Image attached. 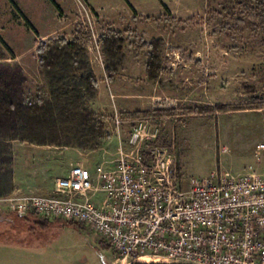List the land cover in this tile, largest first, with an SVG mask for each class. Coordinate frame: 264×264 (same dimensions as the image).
<instances>
[{"label": "rangeland", "instance_id": "374dc122", "mask_svg": "<svg viewBox=\"0 0 264 264\" xmlns=\"http://www.w3.org/2000/svg\"><path fill=\"white\" fill-rule=\"evenodd\" d=\"M54 1L56 5L50 0H0V67L20 68L26 79L23 110L6 113L0 120V137L12 155L13 145L49 146L66 159L74 156L84 165L77 166L95 174L98 167L115 164L120 150L127 149L134 123L141 120L123 114L174 108L175 115L150 119L157 124L159 144L175 154L180 178L204 179L221 171L241 176L250 167L264 174V148H260L264 109H251L264 103V31L254 17L264 9V0H128L133 9L125 0ZM113 30L122 33L126 61L115 82L109 83L98 40ZM81 35L92 41L87 55L99 81L97 96L88 105L105 125L96 150L80 138L81 112L72 108L76 82L72 78L81 73L75 71L68 78L58 71L53 75L57 79L67 77L61 85L43 70L37 53L41 42L73 41ZM152 39L166 45L162 54L166 73L156 82L148 79V51L142 48ZM220 104L236 110L193 113ZM117 120L122 122L120 128ZM14 161L6 159L0 176L3 166L13 175ZM74 166L62 163L60 177ZM14 220L22 233L33 226L24 218ZM10 224L1 223L0 231ZM35 231L63 232L51 249L62 252L68 264H111L118 258L87 228L76 231L56 224Z\"/></svg>", "mask_w": 264, "mask_h": 264}, {"label": "built area", "instance_id": "2783aa9c", "mask_svg": "<svg viewBox=\"0 0 264 264\" xmlns=\"http://www.w3.org/2000/svg\"><path fill=\"white\" fill-rule=\"evenodd\" d=\"M158 135L152 119L137 120L108 169L74 166L54 196L11 194L0 208L83 225L123 262L264 264V174L180 178Z\"/></svg>", "mask_w": 264, "mask_h": 264}, {"label": "trees", "instance_id": "16d2710c", "mask_svg": "<svg viewBox=\"0 0 264 264\" xmlns=\"http://www.w3.org/2000/svg\"><path fill=\"white\" fill-rule=\"evenodd\" d=\"M50 1L56 5L54 0ZM125 1L132 8L128 0ZM254 17L260 19L264 31V9H260ZM26 24L30 29H33L28 21H26ZM91 42V39L82 35L78 36L73 41L66 39L49 40L48 42H41L38 45L37 53L43 70L61 85L65 84L67 77L57 79L53 75L58 71L67 74L68 78L72 77L75 71L81 73L78 77L73 76L72 78V80L76 81L74 83V103L72 108L76 111L80 110L81 112L80 117L82 118L84 129L80 132V138L84 139L86 147L89 146L91 150H96V142L104 138L103 130L105 125L104 122L98 120L97 114L88 105L91 100L96 98L99 87V81L92 70L87 55L88 50L86 47ZM123 44L124 40L122 38V33L114 30L103 34L98 40V46L102 49L103 56L106 58L105 73L109 83L115 82L116 74L124 67L126 55L123 50ZM165 47L164 41L160 39H152L149 43L145 42L142 45V48L148 51L146 73L151 82L158 81L160 76L166 73L165 64L162 59ZM25 80L26 79L21 74L20 68L11 70L5 66L0 67V120H2L1 117L3 118L4 115H7L6 113L14 114L23 110L24 103L22 102L21 96L23 94L22 87ZM69 104L71 105V103H68L67 106H69ZM251 107V109H264V103L255 104ZM57 109L60 111L59 104H57ZM234 110H236V107L220 104L217 105L216 108H199L193 111V113L207 114L215 111L230 112ZM168 115H175V109H156L150 112L126 113L123 114V117L126 119H155ZM6 159L11 164L13 155L5 140L0 137V166L6 163ZM3 167H5V170L0 176V196L11 192L13 189L12 172L7 166ZM0 213V217L12 215L9 212L1 210ZM12 213L15 216L16 213ZM30 216L35 215L31 214ZM25 221L27 224H30L28 219H25ZM51 224L50 220L37 221L33 225L34 227H30L29 230L47 229ZM67 225L73 226L78 231L83 230L80 225L74 223H67Z\"/></svg>", "mask_w": 264, "mask_h": 264}, {"label": "crops", "instance_id": "0c3cea01", "mask_svg": "<svg viewBox=\"0 0 264 264\" xmlns=\"http://www.w3.org/2000/svg\"><path fill=\"white\" fill-rule=\"evenodd\" d=\"M71 156H67L66 159L60 153L51 151L49 146H26V143L13 145V157L15 159L13 189L11 192L5 193L0 197L11 194L42 197L54 196L55 180L61 176V173L64 174L61 169V164L71 162V164H76V166L83 165L80 162H76L77 160L74 161V156ZM62 159H64V162H62ZM70 170H68L65 176L69 174ZM0 210L12 214L10 216L0 217V224L9 225L10 222L12 223V225L10 224L11 228L0 231V264H68L66 261H63L61 254H59L62 252L57 251L58 253H52L54 250L51 249L59 241L63 232L47 234L42 231H35V229L34 231L29 230L22 233L19 226L16 225L14 218L28 219L32 225L37 221L48 220H44L34 213L32 214L36 217L30 216L31 214L26 217H20L17 214L14 216L8 208H0ZM30 217H34L36 220H32ZM50 222L52 223L51 225L58 224L62 227L74 228L73 226L67 225L68 222L63 220H50ZM30 227L32 228L34 226ZM81 227L82 229H86L83 225ZM59 249L62 250L61 245ZM119 262L123 261L115 258L111 264H118Z\"/></svg>", "mask_w": 264, "mask_h": 264}]
</instances>
